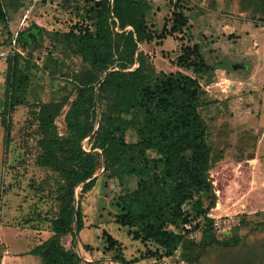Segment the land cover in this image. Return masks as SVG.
<instances>
[{"label":"trees","instance_id":"trees-1","mask_svg":"<svg viewBox=\"0 0 264 264\" xmlns=\"http://www.w3.org/2000/svg\"><path fill=\"white\" fill-rule=\"evenodd\" d=\"M40 1L46 3L0 0V21L9 22L7 9L25 14L30 5ZM180 2H175L172 17L161 30L152 28L153 6L148 0H62L63 7L72 8L79 16L69 31L51 34L38 27L35 33L30 27L23 32L16 28L11 34L13 39L18 32L19 45L25 33L32 43L43 41L45 34L53 35L48 57L55 72L64 71L69 54L80 56L84 66L71 74L75 99L66 96L61 102H40L34 112L41 148L37 164L57 173L61 194L53 235L31 252L39 255L43 264L82 263L80 254L68 247V237L72 236L75 246L85 228L83 201L96 188L98 173L122 186L119 223L129 227L135 239L154 245L151 256L171 257L181 250L187 264H203L213 255L222 264L225 257L220 250L242 247L237 235L219 238L214 220L208 216L216 196L209 173L213 166L209 126L201 112L210 102L200 79L213 73L214 67L198 44L183 48L177 62L182 70L171 73L157 72L141 50L146 43L188 27ZM243 2L252 8L253 17L259 13L264 20V0ZM57 52L60 57H55ZM21 60L19 52L8 60L3 115L7 137V115L21 103L31 81ZM67 103V134L60 135L56 120ZM104 103L106 112H100ZM120 122L135 129L137 141H127ZM87 138L89 151L83 147ZM130 177L137 180L133 190L125 187ZM208 197L211 202L205 206ZM185 224H195L193 230L201 227L199 240L191 238L193 230H185ZM105 234L107 249L117 251L116 259L127 263L118 241ZM253 257L264 262V252L262 257ZM246 260L236 264H259V260Z\"/></svg>","mask_w":264,"mask_h":264},{"label":"rangeland","instance_id":"rangeland-1","mask_svg":"<svg viewBox=\"0 0 264 264\" xmlns=\"http://www.w3.org/2000/svg\"><path fill=\"white\" fill-rule=\"evenodd\" d=\"M61 1L30 5L31 13L25 21L26 11L14 14L7 9L9 22L0 21V264H13L16 257L20 260L17 264H43L41 257L31 252L53 235L52 222L60 210L58 175L37 164L41 148L34 112L40 102H61L66 96L70 101L75 99L71 74L84 67L83 60L69 54L64 71L55 72L48 57L53 35L45 34L43 41L32 43L25 33L19 45L13 43L11 34L16 28L23 32L30 27L35 33L38 27L51 34L69 31L79 16L72 8L63 7ZM148 1L153 6L152 28L161 30L172 17L177 0ZM180 5L189 19L188 27L182 33L146 43L141 50L157 72L171 73L182 70L177 62L183 48L198 44L214 67L213 73L200 79L210 102L201 112L209 126L213 151L209 173L216 196L208 216L214 220L219 238L237 235L243 244L225 252L220 250L218 253L225 257L222 264L246 259L255 262L259 258L253 256L262 257L264 252V20L259 13L253 17L252 8L243 0H181ZM16 52L22 54L21 66L23 70L28 67L24 72L31 81L21 103L7 115V137L3 115L7 106L8 60ZM55 57H60L58 52ZM69 106L65 104L63 114L56 120L60 135L67 134L65 113ZM106 109L104 103L100 112ZM119 124L127 141H137L134 128ZM83 147L89 151L88 138ZM98 175L96 188L83 201L85 228L75 246L71 244L72 236L68 237L67 245L80 254L81 264H124L116 259L117 251L107 249L105 232L118 241L125 264H187L181 250L171 257L151 256L154 245L135 239L129 227L119 223L122 186L102 173ZM136 186L135 178L126 179V188L133 190ZM80 189L79 186L77 201ZM210 202L211 198H206L205 206ZM189 226H184L185 230L195 228V224ZM201 227L192 231L191 238L199 240ZM203 264L220 263L213 255Z\"/></svg>","mask_w":264,"mask_h":264},{"label":"built area","instance_id":"built-area-1","mask_svg":"<svg viewBox=\"0 0 264 264\" xmlns=\"http://www.w3.org/2000/svg\"><path fill=\"white\" fill-rule=\"evenodd\" d=\"M36 1V0H34ZM29 13H31V9L29 8L27 11H26V15H25V18L23 21H25L28 17H29ZM19 31V30H18ZM17 37H18V32L16 33V35L13 37V43L16 44L17 43ZM4 54V53H2ZM185 227L186 228H190L189 224H185Z\"/></svg>","mask_w":264,"mask_h":264},{"label":"crops","instance_id":"crops-1","mask_svg":"<svg viewBox=\"0 0 264 264\" xmlns=\"http://www.w3.org/2000/svg\"><path fill=\"white\" fill-rule=\"evenodd\" d=\"M31 257V256H30ZM7 259H9V257H5V260L7 261ZM20 260H18V257H16L14 260H13V264H17L19 263Z\"/></svg>","mask_w":264,"mask_h":264}]
</instances>
